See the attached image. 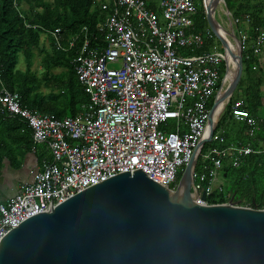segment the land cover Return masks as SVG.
<instances>
[{"label":"built area","instance_id":"2783aa9c","mask_svg":"<svg viewBox=\"0 0 264 264\" xmlns=\"http://www.w3.org/2000/svg\"><path fill=\"white\" fill-rule=\"evenodd\" d=\"M11 3L19 8L16 0ZM207 3L162 0L159 24L143 0H112L100 6L102 12L109 11L99 25L104 46L90 38L85 27L66 39L58 28L40 29L52 40L55 51H74L72 69L88 102L75 116L55 119L21 108L15 93L0 90V114L18 118L32 143L45 145L50 156L13 197L0 201V238L21 221L117 174L140 170L160 187L171 185L174 190L193 155V191L198 196L204 191L202 205H214L206 198L225 187L218 181L224 177L223 168H237L249 155L264 153L260 143L257 149L244 144L218 148L224 140L214 128L228 100L213 104L231 80L235 61L215 43L207 52L194 53L203 39H215L208 29L190 31L197 5L205 15ZM217 4L223 6L229 24L223 1ZM249 21L248 16L232 19L239 38L226 26L238 45L225 37L233 53L240 51L241 61L264 55V29L248 30L244 25ZM241 22L244 25L239 27ZM181 50L190 53L184 55ZM229 112L245 126V137L255 142L254 133L264 125V100L256 114H250L241 100H234ZM209 118L214 124L209 142L199 145L207 138ZM169 121L173 124L167 131Z\"/></svg>","mask_w":264,"mask_h":264},{"label":"water","instance_id":"95a60500","mask_svg":"<svg viewBox=\"0 0 264 264\" xmlns=\"http://www.w3.org/2000/svg\"><path fill=\"white\" fill-rule=\"evenodd\" d=\"M209 2L207 28L235 61L215 106L231 97L242 66L225 36L237 43L235 37L214 20ZM208 122L199 145L209 142ZM195 158L174 190L140 170L125 172L21 221L0 238V264H264V210L238 206L233 197L202 205L204 191L198 196L192 188Z\"/></svg>","mask_w":264,"mask_h":264},{"label":"trees","instance_id":"16d2710c","mask_svg":"<svg viewBox=\"0 0 264 264\" xmlns=\"http://www.w3.org/2000/svg\"><path fill=\"white\" fill-rule=\"evenodd\" d=\"M16 1L19 8L12 5V0H0V90L15 93L23 109L55 119L73 117L88 102L72 69L71 62L75 53L73 50L55 51L52 40L40 29L58 28L66 39L68 35L72 36L81 27H85L90 38H95L99 45L104 46L99 31V25L104 19L103 12L97 6V0ZM222 1L228 13L233 14V19L241 21L244 16H248V30L255 27L264 29V0ZM160 15L159 11L157 16ZM191 23V32L203 33L207 30L200 4L191 16ZM214 40L203 39L202 46L194 53L207 52ZM180 53L187 55L190 52L181 50ZM260 58H264V55L241 61V76L234 90L237 98L228 99L214 128V133L219 132L224 140L218 148L226 144H244L253 149H257L259 143L264 146V125L254 133L255 142L252 143L244 135L245 126L234 121L229 112L234 100H241L243 107L252 115L260 108L264 100V63ZM35 59L39 60L42 71L35 70V66H38H34ZM20 61L24 64L23 70L17 68ZM219 69V77L222 79L224 65ZM20 129L27 130L18 118H6L0 114V168L1 153L6 154L8 138ZM209 146L205 145L202 150ZM223 175V179L227 180L225 188L220 193L213 192L208 196V204H221L233 197L238 206L264 210V153L249 155L237 168L224 167L221 177Z\"/></svg>","mask_w":264,"mask_h":264},{"label":"crops","instance_id":"0c3cea01","mask_svg":"<svg viewBox=\"0 0 264 264\" xmlns=\"http://www.w3.org/2000/svg\"><path fill=\"white\" fill-rule=\"evenodd\" d=\"M143 1L146 7L157 15L160 11L159 4L162 0ZM111 2L112 0L101 1L99 7L103 4L108 6ZM108 13L109 11L103 12L104 18ZM157 18H160V16H157ZM159 24H162V21L160 22L159 20ZM226 26L227 25H225V28L228 31L224 30L221 26L220 27L224 31L229 32V29ZM63 36L65 35L63 34ZM69 37L71 36L68 35L66 38ZM180 52L181 51H179V53ZM260 59V61H263L264 63V58ZM82 106L80 107V111ZM7 141L9 145L6 154L1 153L2 167L0 168V201L13 197L16 194L19 185L30 180L32 175L40 168L41 163L50 158L47 147L43 144L34 145L31 141L29 131L25 129H20L17 134L13 133L12 137H9Z\"/></svg>","mask_w":264,"mask_h":264},{"label":"rangeland","instance_id":"374dc122","mask_svg":"<svg viewBox=\"0 0 264 264\" xmlns=\"http://www.w3.org/2000/svg\"><path fill=\"white\" fill-rule=\"evenodd\" d=\"M43 1H45V2H49L50 0H43ZM99 3H100V1L99 0H97V6L99 5ZM212 8H213V17H214V20L224 29V30H226V31H228L226 28H225V25H229V26H231V28H232V31L234 32V34L237 36V38H239V34H237V30H238V26H236L233 22H232V19H233V14L232 13H230V17H229V24H228V20H227V17H225V15L223 14V12H224V9H223V6L221 5V4H217V0H213V2H212ZM262 14L264 15V10H263V12H262ZM217 15V16H216ZM159 20H160V22L162 21L161 20V18H159ZM244 24L241 22V24L239 25V27H242ZM244 26H246L247 27V25H244ZM214 43L216 44V46L220 49L221 48V45H220V43L217 41V39L215 38V40H214ZM45 47H47V46H45ZM34 66L35 65H38L37 67L35 66V70L36 71H42L41 69H40V65H39V60L38 59H35L34 60ZM17 68L19 69V70H23V68H24V64L20 61L19 63H18V66H17ZM242 68V67H241ZM54 72H57V70H55ZM227 86H223L222 87V91L226 88ZM237 98V92L236 91H234L233 93H232V95H231V99H236ZM168 126H167V131L169 130L170 131V129H171V127H172V124H173V122H171V121H169L168 122ZM218 181L219 182H224V185H226L227 184V180H225V179H222V178H219L218 179ZM225 188V187H224Z\"/></svg>","mask_w":264,"mask_h":264},{"label":"bare ground","instance_id":"6f19581e","mask_svg":"<svg viewBox=\"0 0 264 264\" xmlns=\"http://www.w3.org/2000/svg\"><path fill=\"white\" fill-rule=\"evenodd\" d=\"M212 2H213V0H210V2H209V4H210V9H211V10H213V8H212ZM216 16H217V15H216ZM228 48H229L231 51H234V48H233V46H232L230 43H228ZM231 61L234 62L233 59H231ZM231 75H232V74H231ZM231 75H229V78H230Z\"/></svg>","mask_w":264,"mask_h":264}]
</instances>
